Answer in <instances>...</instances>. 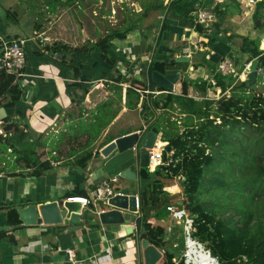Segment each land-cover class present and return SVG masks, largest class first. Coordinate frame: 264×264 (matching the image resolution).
I'll return each instance as SVG.
<instances>
[{
    "label": "crops",
    "instance_id": "obj_1",
    "mask_svg": "<svg viewBox=\"0 0 264 264\" xmlns=\"http://www.w3.org/2000/svg\"><path fill=\"white\" fill-rule=\"evenodd\" d=\"M23 1L27 0H0V37L38 34L43 46L39 49L30 46L24 68L26 74L18 80L23 90L21 98L12 107L0 106V121L11 116L10 121L17 122L26 129L27 139L46 143L45 158L51 160L53 167L40 176H34L29 168L24 167L23 162L15 163L16 156L12 152L0 151V225L9 226L7 230H0L6 231L0 238V264H66L67 255L59 251L58 246L74 248L79 258L97 254L101 264H140L136 234L121 229L119 225H104L100 221L91 220L88 224L81 221L82 227L71 231L68 221L62 224L37 225H25L22 221L14 227L8 223L7 207L16 205L19 209L30 203L41 205L65 199L66 192L76 186L84 187L87 195H92L103 179L119 174L118 169H105V162L99 152L103 141L108 135L115 139L142 129L155 116L148 121L147 112L142 110L141 103L137 108H128L126 100L130 81L122 83L120 99L117 93L120 83L116 78L122 73L130 78L143 80L142 71L150 62L167 8L155 10L152 13L154 16L145 21L146 16L142 14V1L145 0L124 4L133 5L135 10L131 16L129 7H126L124 18H128V25L121 29L108 27L105 35L132 26L125 38L134 29L141 30V37L139 40L129 41L125 46H119L115 42L119 37L112 38L108 53L114 59L112 62L103 57L101 47L94 46L99 38L105 36L103 28L97 25V20L91 21L95 25L84 21L87 4L95 2L99 6V3L103 5L104 0H53V10H49L50 4H47L48 10L42 20L38 10L31 9ZM171 1L173 0H165L164 4L168 7ZM196 1V5H199L201 0ZM203 2L220 11L214 22L219 24L218 29L210 27L206 35L197 31L194 26H185L183 20L172 17L167 18V29L161 38L162 44L173 48L174 58L180 55H188L190 58L189 61L177 62L168 67V72L184 73L175 84L173 92L180 94L182 82L187 79L191 83L189 94L199 104H203L206 99L229 96V87L223 92L220 86L215 85L214 76L221 73L218 70L221 60L232 59L239 72L246 62L252 60L248 53L241 50V37L253 38L242 27L255 18L257 10V3L250 4L248 0ZM260 12L264 14V8ZM75 17H80V25H77ZM101 18H105V14ZM210 34L215 37L214 40L210 39ZM263 38L264 36L260 42ZM53 44L59 47L55 49ZM64 44L67 49L62 48ZM259 47L264 50L262 45ZM77 66L80 68L78 75L75 73ZM233 77L235 84L244 80L242 77ZM202 81L209 84L206 90L195 85ZM105 101H111L114 107H119V113L108 126L101 127L99 135L94 138L93 133L85 128L90 121L95 120L98 105ZM172 118H177L183 126L186 114L174 109ZM163 142L167 144L166 141ZM90 143L91 146H88ZM86 150H92L93 157L85 167L75 165ZM129 165L136 171L135 162ZM125 179V183L120 180L117 183L118 190L136 194L135 180ZM109 208L98 206V211ZM84 210L88 212L94 209L91 206Z\"/></svg>",
    "mask_w": 264,
    "mask_h": 264
},
{
    "label": "trees",
    "instance_id": "obj_2",
    "mask_svg": "<svg viewBox=\"0 0 264 264\" xmlns=\"http://www.w3.org/2000/svg\"><path fill=\"white\" fill-rule=\"evenodd\" d=\"M164 1H142L143 15L147 16L152 10H165L167 5ZM196 2L198 1L173 0L168 18L177 17L183 20L185 26H194L197 31L207 35L209 29L194 21V11L198 10ZM261 8H264V0L257 2V10L254 13L256 19L261 18ZM131 28L132 26L126 30L112 31L99 38L94 46L101 47L103 57L113 62L114 59L108 55L112 38L124 39ZM211 28L218 29L219 24L216 23ZM166 29L167 22L163 33ZM241 38V50L248 53L250 59L258 58L259 65L264 67V50L260 49L258 41L248 36ZM210 39L214 40L215 37L210 34ZM53 47L57 49L59 46L53 44ZM62 48L67 49V45L64 44ZM175 63L177 61L172 52H157L153 68L167 73L168 67ZM79 72L80 68L75 67L76 75ZM214 77L215 85L220 86L223 92L229 87L230 94L218 99H206L204 106L190 96L191 83L187 79L182 82L180 94L162 92L152 98L153 108L160 111L154 125L160 128L162 140L167 144L163 152L165 164L158 166L154 171L148 167L141 168L140 171L143 207L141 236L148 238L150 243L159 248H164L166 243L169 244L160 264H196L188 262L183 257L178 259L176 248L166 239V227L151 220L152 218L162 220L169 216L167 206L174 202L172 201L174 195L166 190L165 179H174L177 176L185 177L183 202L193 218V236L207 244L212 256L220 264H264V91L249 89L244 80L235 84L233 75L217 73ZM116 81L120 83L117 87L120 99L122 83L130 81L126 106L133 109L141 103L142 110L147 112L146 119L152 120L155 116L152 107L147 98L141 100V95L136 90L146 89L147 83L122 73H119ZM195 85L201 90H206L209 86L206 81L196 82ZM22 93V87L14 74L6 72L0 74V106L7 108L14 106ZM97 109L95 120L90 121L88 127L84 125L88 132L93 133L94 138L99 135L101 127L111 123L120 108L114 107L111 101H105L100 103ZM174 109L186 114L183 126L177 118H172ZM10 118L11 116H8L3 121L8 134L5 137L0 135V151L8 152L10 148L16 156L15 163L23 162L24 167L29 168L34 176H40L51 169L53 167L51 160L45 158L46 143L27 139L26 129L17 122L10 121ZM257 132L259 135L253 137ZM241 137H246L248 142L241 165L228 162L229 153H235ZM112 139V135H108L102 146ZM88 146H91V143ZM93 154L92 150H86L75 165L85 167ZM220 167L223 168L222 171H219ZM215 185L227 186L231 192L227 190L226 197L220 200V203H217V200L208 202L206 201L208 199H205V193L216 188ZM84 195H87L84 187L76 186L66 192L65 198ZM231 196L236 202L238 199L243 200V206L237 207V211L242 214L238 220L233 216H225L227 205H232ZM219 211L222 212L221 215ZM7 220L9 225L14 227L21 224L16 205L7 207ZM5 234L6 231L0 232V238ZM175 258L178 262L174 260Z\"/></svg>",
    "mask_w": 264,
    "mask_h": 264
},
{
    "label": "water",
    "instance_id": "obj_3",
    "mask_svg": "<svg viewBox=\"0 0 264 264\" xmlns=\"http://www.w3.org/2000/svg\"><path fill=\"white\" fill-rule=\"evenodd\" d=\"M172 3V1H171ZM171 3H169L159 28V32L154 45L150 62L146 69L142 71L143 81L147 83V101L152 107L155 118L143 128L142 133L133 131L121 135L101 148V158L105 162V169L112 171L119 170L120 177L133 179L137 185L136 194L120 193L110 196L109 209L98 211V208L84 210L81 200L60 199L49 203L38 205L30 203L18 209L21 220L25 225L37 224H62L69 222V230L75 231L81 228V221L89 224V221H100L101 224L119 225L121 229L136 234L140 264H157L163 257L162 250L150 243L148 238L141 237L143 230V207H142V181L141 168L149 166L148 148L155 146V142L160 133V128L154 125L159 113L152 106V98L157 94L167 91H174L175 84L181 79L184 73L160 72L153 68V61L157 52H173V48L161 43L162 34L168 18ZM261 24V19H257ZM188 55H180L175 58L177 62L189 61ZM258 58H253L250 64V71L244 79L249 89L260 91L261 86L257 84ZM165 88V90H160ZM135 162L136 171L132 170L129 163ZM103 204H100L101 207ZM8 225H0V230H7ZM169 244L164 245L166 251Z\"/></svg>",
    "mask_w": 264,
    "mask_h": 264
},
{
    "label": "rangeland",
    "instance_id": "obj_4",
    "mask_svg": "<svg viewBox=\"0 0 264 264\" xmlns=\"http://www.w3.org/2000/svg\"><path fill=\"white\" fill-rule=\"evenodd\" d=\"M58 1V0H57ZM94 1V0H93ZM114 1V2H113ZM126 2H121L119 0H104L103 5L99 3V6L96 5L95 2H90L86 6L87 13H84V21L87 24L95 25V23L91 22L92 19L97 20V25L101 26L103 28V35L106 34V29L114 28V29H121L125 28L128 25V18L124 15H126V7H129V14L133 13L134 6L128 5L125 6L126 3H132L134 0H125ZM136 1V0H135ZM205 1V0H204ZM53 0H27L23 1V3L30 5L31 9L38 10L39 17L42 20L44 17V14L47 12L46 5L50 4V9L53 10ZM60 2V1H59ZM137 2V1H136ZM124 5V6H123ZM198 8L201 9H214L216 12V15L219 16L220 11L217 10L214 7H210L209 4L203 2V0L200 1V4L197 5ZM77 8V7H75ZM97 9V12L95 11ZM154 11H150L149 14L144 17L145 21H149L148 17H153L154 14H152ZM102 14H105V18H101ZM143 14V13H142ZM132 16V15H131ZM260 17L258 19H261L262 24L257 23V19H252L251 22L247 23V26H243L242 29H245L246 33L251 35L253 38L258 41L259 46L262 45L264 48V44L262 41L260 42L261 38L264 36V14L263 12L260 13ZM75 17V21H77V25H80L81 22L80 17ZM126 20V21H125ZM102 21V22H101ZM76 24V23H75ZM75 26V25H74ZM158 28V27H157ZM79 32L80 27L78 26ZM81 33V32H80ZM82 34V33H81ZM84 35V34H83ZM25 36H27L25 34ZM141 37V30L134 29L130 31L129 37L125 39H116L115 42L119 44V46H125L129 44V41H132L134 39L139 40ZM140 77V76H138ZM258 85L261 86V90L264 91V82L263 77L258 78ZM116 128V125H115ZM259 133L253 134V137H257ZM249 139V138H248ZM252 141V140H250ZM248 144L246 137H241L239 142L237 143V148L235 150V153H229L228 162L238 163L241 165L244 157H245V146ZM163 143L160 142V146H162ZM157 146V149H161L162 147ZM239 167V166H238ZM223 168L220 167L219 171H222ZM227 180V178H224ZM127 179L120 177V182L125 183ZM166 184V190L170 191L171 194L174 195V198L172 201L174 202H182L181 205L184 204V184L183 179L180 176L174 177V179H165ZM216 186V185H215ZM223 188V189H222ZM225 188V189H224ZM215 190V191H214ZM230 189H228L227 186L220 187L216 186V188L209 190L207 193H205L206 198L208 199L206 201L211 202L212 200H217V203L221 202L220 200H223L226 197V194ZM230 192V191H229ZM231 193V192H230ZM231 195V194H230ZM231 203L232 205H227L225 216H233L235 220H238L242 217L241 212L237 211V207L243 206V200L238 199L236 202L235 198L231 196ZM204 200V199H203ZM236 205V206H235ZM220 210L222 208L218 207ZM225 211V210H224ZM221 215V211H219ZM170 216H167L164 220H157L152 218V221H155L156 224L160 223L162 225H165L166 227L170 226L171 231L167 230L166 232V239L169 240V242L176 248V251L179 254L178 259L185 257L189 260H193L195 262L203 263V264H217V261L212 256L210 249L208 248L206 243L200 242L196 237L193 236L194 228L192 226V216L191 218L183 216L179 217L178 220L175 219L174 222H171ZM212 257L214 261L212 262ZM162 261V259H161ZM160 261V262H161Z\"/></svg>",
    "mask_w": 264,
    "mask_h": 264
},
{
    "label": "built area",
    "instance_id": "obj_5",
    "mask_svg": "<svg viewBox=\"0 0 264 264\" xmlns=\"http://www.w3.org/2000/svg\"><path fill=\"white\" fill-rule=\"evenodd\" d=\"M257 1L258 0H248L250 4H256ZM215 20H216V13L214 9H198L194 11L195 23L201 24L205 28L209 29L210 27H212ZM39 37L40 35L38 34L12 37V38H6L1 36L0 37V74L2 72L14 74L16 76V81H18L21 77H23L26 74L24 68L26 66L27 54L30 46H35L37 47V49L42 48L43 46L41 44L42 43L41 40H39ZM262 43H264V38L262 39ZM250 64H251V60L249 62H246L243 69L239 72L234 61L230 58H225L219 62L218 70L222 74L234 75V76H238V78L242 77L245 79L250 71ZM256 69H257V84H258V78L260 76L263 77V82H264V67L258 64ZM136 90L140 93L141 100L147 97V92H148L147 88L146 89L136 88ZM167 92H173V91H167ZM2 124L3 121H0V135L5 137L7 136L8 132L5 130ZM137 131L139 133H142L143 129H139ZM160 137H162L161 131L157 137L155 146L152 148H148L149 151L148 168L151 171H154L157 169L158 166L165 164L163 159V152L166 144L161 140ZM159 142L163 143V146L161 149L158 150L157 146ZM101 148L99 149V152L101 151ZM8 151L11 152V149L9 148ZM180 177L183 179V181L185 180V177L183 176ZM119 180H120L119 174L112 175L110 177L103 179L100 182V184L94 189L92 195L69 197L68 199L72 200V199L80 198L82 200L81 202L83 208H90L91 206L93 208H98L100 204H103L102 208L110 207L108 202L110 196L124 193L118 190L117 183L119 182ZM181 204L182 202L179 203L176 201L170 203L167 206V209L169 210L170 213L169 218L171 219V222H174L175 219L178 220L179 217H183V216L188 217L189 215V217L191 218V213L188 211V209L185 207L184 204L183 205ZM192 226H193V218H192ZM167 230L171 231V227L170 226L166 227V231ZM160 249L162 250L163 253H165L164 248H160ZM58 250L63 251L67 255L66 264H101L97 254H94L88 258H79L74 248L58 246ZM185 259L188 262L192 261L196 264H199V262H195L187 258ZM174 260L176 261V259ZM215 260L217 261V264H220L216 258ZM211 261L212 262L214 261L213 257ZM176 262H178V260Z\"/></svg>",
    "mask_w": 264,
    "mask_h": 264
},
{
    "label": "bare ground",
    "instance_id": "obj_6",
    "mask_svg": "<svg viewBox=\"0 0 264 264\" xmlns=\"http://www.w3.org/2000/svg\"><path fill=\"white\" fill-rule=\"evenodd\" d=\"M75 200H81L80 198H76ZM82 201V200H81Z\"/></svg>",
    "mask_w": 264,
    "mask_h": 264
}]
</instances>
